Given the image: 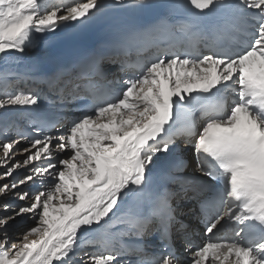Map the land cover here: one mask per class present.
<instances>
[{
  "label": "snow or ice",
  "instance_id": "snow-or-ice-1",
  "mask_svg": "<svg viewBox=\"0 0 264 264\" xmlns=\"http://www.w3.org/2000/svg\"><path fill=\"white\" fill-rule=\"evenodd\" d=\"M187 2L194 10L190 19L160 21L174 40L170 48L178 51L138 59L133 66L138 74L111 82L122 85L119 89L107 83L98 87L97 81L67 89L72 99L90 103L58 138L47 134L55 122L43 112L31 114L38 135L24 149L22 164H8L17 142L0 141L6 177L33 165L34 175L19 183L39 180L48 185L34 195L17 194L31 203L20 206L16 215L38 218L21 240L14 242L7 230L14 217H0V264H75L78 233L102 221L100 239L110 238L108 246L90 255L89 264H119L123 252L137 257L134 264H181L172 238L186 226L178 219L175 201L190 188L202 190V182L180 177L179 191L166 190L155 198L145 191L157 154L171 155L177 136L193 145L197 171L219 183L201 202L207 242L196 248L189 264H264V0ZM99 6V0H72L63 6L45 0H0V54L23 53L36 34L86 18ZM149 31L130 33L128 39ZM91 70L103 76L94 62ZM9 75L0 72V110L39 108L37 93L8 90ZM58 95L63 102V84ZM196 107L202 128L191 118ZM181 114L184 126L170 133ZM67 151L69 157L56 159ZM186 166L181 159L177 171ZM16 187L15 180L0 185V194ZM122 204L127 208L116 216L113 210ZM112 217L113 223L125 225L119 234L108 230L112 225L105 218ZM229 229L231 237L217 235ZM149 233L167 241L161 251L149 254L141 244L126 245L119 239L134 236L142 241Z\"/></svg>",
  "mask_w": 264,
  "mask_h": 264
},
{
  "label": "bare ground",
  "instance_id": "bare-ground-1",
  "mask_svg": "<svg viewBox=\"0 0 264 264\" xmlns=\"http://www.w3.org/2000/svg\"><path fill=\"white\" fill-rule=\"evenodd\" d=\"M121 1H125V0H121ZM45 2L48 5L61 4L63 6L64 4H66V3H64V0H45ZM113 3H117V0H99L100 6L98 9H101V8H103V6L113 4ZM93 11H95V10H93ZM81 20L82 19L76 20V21L61 22V23H59V25L56 27V29L54 31H46L44 33L36 34L34 41H33V44L31 46H29L28 48H26L23 53L13 51L8 55L0 54V72L7 71L10 73L13 71H19V74L21 73L23 78H26L27 76L33 77V75H35L39 71L44 72L45 70H41L44 67H41L39 64H37L35 62V58L41 52L43 45H45L47 42H49L51 39H53L57 35H60L64 32H66L71 27L78 24ZM10 78H15V75L14 74L9 75L8 79H10ZM2 87H3V79L0 78V88H2ZM8 90L9 91H15V88H10ZM14 109H16V107L9 108L6 112L4 110H0V128L6 127V126L10 127V120L17 113L16 110H14ZM66 129H67L66 127H63L62 129L58 128L57 130H55L54 132H52L49 135L58 138L59 136L65 134ZM6 136L9 137V139H7V138H5V139L10 140L12 137H14V133L13 132H6L5 137ZM0 141H4L3 137H0ZM55 142H58V140H54V143ZM176 145H177V148L172 152L171 155H169L167 157L164 156L163 154H157L158 158L156 159L155 164L152 167V171L161 169L164 166H169L173 169H177L178 165L180 164L181 159L184 162H186V164H187V166L184 169H182L181 171H197V168H196L197 157H196L193 145L190 143H186V142H177ZM25 148H31V144L28 143V141H22V142L17 143L16 144V151L12 155L8 164H10V165L14 164L15 165L16 162H19V161L23 162L24 158L27 156V153L24 152ZM67 154H70V151L59 153V155H60L59 158H66ZM22 162H20V163L22 164ZM53 162H56V160H54ZM24 166H22V167H24ZM22 167H20V168H22ZM187 168H189V169H187ZM14 175H16V174H14ZM45 179L49 181V179L52 180L53 178L52 177H46ZM38 185H37V187H38ZM17 186H19V185H17ZM39 187H40V185H39ZM47 187H48V185L45 184L41 190L46 191ZM26 192L30 193L31 195L35 194V193H33V191L30 190V188H27ZM16 194H17V192H16ZM26 200L31 202V199H26ZM4 207L5 206H3L2 208H4ZM7 208L11 209L9 207H7ZM12 209H14V208H12ZM119 209H120L119 211H117L116 209L113 210L115 212L116 216L121 215V212H123L126 209V204L119 205ZM0 214H2V213L0 212ZM109 215H110V217L112 216L111 213ZM114 219H115V217H112V220H109V218H105V220H108V223L112 225L108 229L110 231L116 229L118 226L117 225L118 223L112 222ZM103 225H104V222L102 221L101 225H93L92 228H87L85 226L86 230H82L81 233H78V235L80 236V239L78 241V245H77L75 252H74V255L72 257L73 261H75V264H82V263L88 264L89 260H90V255L100 252L99 250H97V251L94 250V248L98 247V246L90 245L89 242H90V239L94 238V228L95 227H103ZM7 230H8L9 235L14 240V242H15V240H17L20 237L18 235L14 236V234L11 230H9V229H7ZM81 257H83V258L79 262V259H81ZM54 264H58V262H54ZM123 264H128V262L124 261Z\"/></svg>",
  "mask_w": 264,
  "mask_h": 264
},
{
  "label": "rangeland",
  "instance_id": "rangeland-1",
  "mask_svg": "<svg viewBox=\"0 0 264 264\" xmlns=\"http://www.w3.org/2000/svg\"><path fill=\"white\" fill-rule=\"evenodd\" d=\"M11 139L14 140L13 137ZM69 155L70 154H67L66 158ZM20 162H22V161H19V162H16V163H20ZM33 163L35 165H40L42 163V161H35ZM13 167H14V164H13ZM5 170L6 169H5L4 166H0V185H3L5 183L11 184L15 180L16 184L19 185V186H17L15 189L10 190L9 192H7L6 196L4 194H0V201H1L0 202V208H1L0 212L2 213V214H0V217H8V216L14 217V219L9 221L8 229L13 232L14 236H17V235L20 236L17 240H15V241H19V240L22 239L21 237L23 236V234L28 229H30L31 227L36 226V223L38 222V218L35 217L31 213H25V214L16 215V212L18 211V208L20 206H27V205H29L31 203L28 200H20L17 194L26 192L27 188H30V190H32L33 189V188H31L32 183L33 182L40 183V182H39V180H35V181L26 182L23 185H21L19 183V180L23 179L26 175H29V174L34 175V173H33V165H25L22 168L15 169L13 175L14 174H16V175L11 176V177H6L4 175ZM40 185H42V184L40 183ZM36 188H35V190H41V188H37V189ZM16 192H17V194H16ZM5 205H7L11 209H8L7 207L2 208ZM12 208H14V209H12ZM1 233H2V231H0V234ZM82 264H86V263H82Z\"/></svg>",
  "mask_w": 264,
  "mask_h": 264
}]
</instances>
